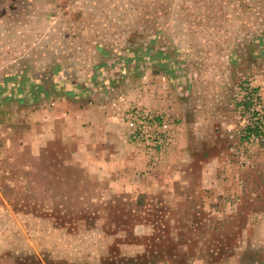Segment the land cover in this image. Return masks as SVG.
Segmentation results:
<instances>
[{
	"label": "rangeland",
	"instance_id": "1",
	"mask_svg": "<svg viewBox=\"0 0 264 264\" xmlns=\"http://www.w3.org/2000/svg\"><path fill=\"white\" fill-rule=\"evenodd\" d=\"M92 105L121 109L129 140L132 109L168 117L164 155L135 145L157 165L186 136L187 183L117 195L90 177L85 142L44 125ZM261 119L264 0H0V260L264 264ZM216 157L255 195L215 198Z\"/></svg>",
	"mask_w": 264,
	"mask_h": 264
},
{
	"label": "crops",
	"instance_id": "2",
	"mask_svg": "<svg viewBox=\"0 0 264 264\" xmlns=\"http://www.w3.org/2000/svg\"><path fill=\"white\" fill-rule=\"evenodd\" d=\"M121 111L92 105L83 113L63 114L60 115L62 119L65 117L63 120L44 125L46 135H49L51 128H58L60 124L65 128L64 122L68 123L69 138L85 142L81 150L85 151L87 157L85 170L88 175L98 181L105 180L112 194L150 195L159 193L166 186L170 189V185L178 181L186 184L183 176L186 150L181 149L182 144L186 148L188 146L186 136L178 138L167 156L157 165L153 164L148 153L130 142L128 129L120 116ZM211 159L205 161L204 173L208 175L206 187L212 190L215 198L255 195L252 189L248 192L244 188L249 182L239 174L229 176L220 173L223 167H230L223 159ZM213 212L219 214L222 211L215 209ZM0 264L5 262L0 260Z\"/></svg>",
	"mask_w": 264,
	"mask_h": 264
},
{
	"label": "built area",
	"instance_id": "3",
	"mask_svg": "<svg viewBox=\"0 0 264 264\" xmlns=\"http://www.w3.org/2000/svg\"><path fill=\"white\" fill-rule=\"evenodd\" d=\"M126 121L130 127V140L139 147H144L148 151L164 155L166 149L172 143L174 128L172 121L168 117L156 115L152 111L145 109H132L126 115ZM252 128H259V134H251L248 140L259 143L264 139V123L258 120L256 124L250 125Z\"/></svg>",
	"mask_w": 264,
	"mask_h": 264
},
{
	"label": "trees",
	"instance_id": "4",
	"mask_svg": "<svg viewBox=\"0 0 264 264\" xmlns=\"http://www.w3.org/2000/svg\"><path fill=\"white\" fill-rule=\"evenodd\" d=\"M260 131H259V128L256 126L255 128H252V127H248L246 129V136L247 138L251 135V134H259Z\"/></svg>",
	"mask_w": 264,
	"mask_h": 264
}]
</instances>
